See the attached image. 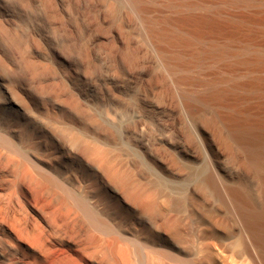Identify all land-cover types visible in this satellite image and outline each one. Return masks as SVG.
Masks as SVG:
<instances>
[{
  "label": "bare ground",
  "instance_id": "obj_1",
  "mask_svg": "<svg viewBox=\"0 0 264 264\" xmlns=\"http://www.w3.org/2000/svg\"><path fill=\"white\" fill-rule=\"evenodd\" d=\"M127 1L143 9L139 0ZM212 16L184 15L177 26L146 20L144 35L162 54V45L197 43L234 22ZM258 21L264 24V15ZM240 26L235 24L231 37ZM255 47L245 46L251 59L243 64L251 71L264 69V42L262 51ZM225 53L201 49L194 65ZM168 60L162 66L171 76L178 67ZM215 86L202 97L183 98L185 138L170 132L155 140L153 151L146 157L141 153L130 173L109 167L111 178L132 196L125 194L134 205L128 213L117 191H112L119 206L115 213L81 190L64 165L50 166L25 152L0 129V175L8 181L0 184V264H264V116H222L215 103L262 97L264 78ZM3 105L13 109V103ZM207 107L218 116H197ZM73 133L67 125L57 132L71 157L83 145ZM96 141L105 143L102 136ZM96 154L104 163L103 150ZM131 173L137 178L134 188L128 182Z\"/></svg>",
  "mask_w": 264,
  "mask_h": 264
},
{
  "label": "rangeland",
  "instance_id": "obj_2",
  "mask_svg": "<svg viewBox=\"0 0 264 264\" xmlns=\"http://www.w3.org/2000/svg\"><path fill=\"white\" fill-rule=\"evenodd\" d=\"M139 1L141 11L127 0H0V104L13 103L11 111L0 106V129L25 152L50 166L64 165L81 190L115 213L119 206L112 191L124 201V213L134 205L108 174L109 167L130 173L141 153L146 157L153 151L155 140L170 132L185 138L184 97L199 98L214 85L227 88L250 76L264 78V69L251 71L243 64L251 59L245 46L263 50L264 24L258 19L264 15V0ZM189 14L235 23L197 43L162 45V54L145 38L146 20L177 26ZM236 23L242 34L231 37ZM206 48L228 53L216 60L200 58V65H194ZM167 58L178 67L171 76L162 66ZM178 78L188 82L178 85ZM263 96L215 103L222 116H264ZM197 116L218 115L207 107ZM66 125L83 141L75 157L64 154L67 147L57 134ZM97 136L105 143H97ZM1 176L0 184H7ZM128 182L132 187L137 182L134 173Z\"/></svg>",
  "mask_w": 264,
  "mask_h": 264
}]
</instances>
